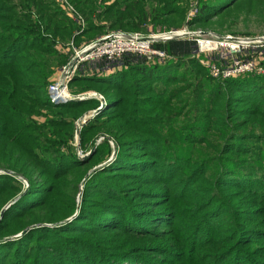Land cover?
Segmentation results:
<instances>
[{"label":"trees","instance_id":"16d2710c","mask_svg":"<svg viewBox=\"0 0 264 264\" xmlns=\"http://www.w3.org/2000/svg\"><path fill=\"white\" fill-rule=\"evenodd\" d=\"M70 1L79 33L54 0H0V264H264V73L215 79L189 41L126 54L70 82L105 98L77 144L99 100L51 103L58 39L181 27L188 0ZM252 20L264 0H198L189 24Z\"/></svg>","mask_w":264,"mask_h":264},{"label":"built area","instance_id":"2783aa9c","mask_svg":"<svg viewBox=\"0 0 264 264\" xmlns=\"http://www.w3.org/2000/svg\"><path fill=\"white\" fill-rule=\"evenodd\" d=\"M59 8L78 25L81 32L86 21L81 12L70 0H54ZM198 12V0H188V10L181 27L147 33L140 31H111L93 40L74 45L73 38L67 43L57 41V50L66 55V62L56 69L47 86V96L53 104H64L72 100L95 98L99 105L78 117L75 124V139L83 125L91 120L105 106V98L98 91H85L78 94L70 92L69 84L79 73L83 75L109 74L120 66L126 54H135L148 63H159L174 59L167 53L164 44L173 41H189L199 63L215 79H227L245 75L264 73V34L250 36L244 34H217L200 27H191L189 22ZM87 70H83L84 67ZM78 131V132H77ZM79 156L89 151H77Z\"/></svg>","mask_w":264,"mask_h":264},{"label":"rangeland","instance_id":"374dc122","mask_svg":"<svg viewBox=\"0 0 264 264\" xmlns=\"http://www.w3.org/2000/svg\"><path fill=\"white\" fill-rule=\"evenodd\" d=\"M64 13V12H63ZM65 16H67L65 13H64ZM68 17V16H67ZM71 19V18H70ZM72 20V19H71ZM86 23V22H85ZM184 24V23H183ZM87 27V24L85 26V28ZM197 27H200L204 30H207V31H210V32H214L216 33V31L212 28V27H209V26H197ZM150 29H152L150 27ZM154 30V29H153ZM159 30H164V29H159V28H156L154 31H159ZM77 31H78V28H77ZM222 33H232V34H244V35H250V36H257V35H262L264 34V24H261V23H258V22H254L253 20L252 21H248L247 23H244L242 21H239L236 25H235V29L234 30H224L222 31ZM218 34V33H217ZM58 39V38H57ZM56 39V40H57ZM92 39V38H91ZM91 39H87L84 35L80 37V42L79 43H76L74 42V45L75 46H78L79 44H81L82 42H87L88 40H91ZM59 42H61V44H65L69 41L68 40H61V39H58ZM88 67H84L83 70H87ZM70 87V86H69ZM85 91H97L95 89H91V90H84ZM70 92L72 94H78V93H75V91L71 90L70 89ZM99 92V91H98ZM82 93V92H81ZM92 109H88L86 111H90ZM84 111V113L86 112ZM78 139V138H77ZM101 139V137H100ZM99 140V138H98ZM74 142L76 143L75 139H74ZM77 144H78V140H77Z\"/></svg>","mask_w":264,"mask_h":264},{"label":"water","instance_id":"95a60500","mask_svg":"<svg viewBox=\"0 0 264 264\" xmlns=\"http://www.w3.org/2000/svg\"><path fill=\"white\" fill-rule=\"evenodd\" d=\"M78 132V131H77ZM81 188V187H80ZM27 231V228L26 229H24L21 233H24V232H26Z\"/></svg>","mask_w":264,"mask_h":264}]
</instances>
